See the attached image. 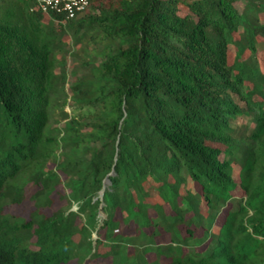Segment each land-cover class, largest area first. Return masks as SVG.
Segmentation results:
<instances>
[{
	"label": "trees",
	"instance_id": "1",
	"mask_svg": "<svg viewBox=\"0 0 264 264\" xmlns=\"http://www.w3.org/2000/svg\"><path fill=\"white\" fill-rule=\"evenodd\" d=\"M89 2L0 0V264H264V0ZM68 100L89 122L48 131Z\"/></svg>",
	"mask_w": 264,
	"mask_h": 264
},
{
	"label": "rangeland",
	"instance_id": "2",
	"mask_svg": "<svg viewBox=\"0 0 264 264\" xmlns=\"http://www.w3.org/2000/svg\"><path fill=\"white\" fill-rule=\"evenodd\" d=\"M243 6V2H239L237 4V8L240 9ZM184 9H181V14H183ZM81 18V17H80ZM75 21H72V24H76L79 19ZM68 27V22H65L62 24V28L64 32H60L61 34L63 33L62 37L60 38L62 45H61V50L60 52H57L56 55L54 56V59L57 61H64L62 64L65 67V73H66V81H65V86L64 89L61 93L66 94V98L70 96V88H72L76 82L78 81L77 77L81 75L80 70L77 69V64L76 62L80 58H86V57H92V51L94 48V44L88 40V36L83 38V39H77L75 38L72 33V30L67 29ZM53 30H57L56 26L52 27ZM90 35V33H89ZM75 38V39H74ZM89 43V44H88ZM232 53V50L230 49V54ZM232 56V55H231ZM80 57V58H79ZM264 58V50L259 49L258 50V59L259 61ZM97 62V61H96ZM60 69L56 68L55 72H59ZM75 71V72H74ZM76 73V74H75ZM69 102L65 104L64 107V112L67 113V117L62 116L61 112V107L54 106L52 109H50V121L48 125V131L54 133L55 131L61 130V127L64 122H69V120H76L81 122V124L84 126L89 122V115L87 113V109L85 107H78L77 105L73 104L71 100H68ZM85 128H82L81 130H84ZM53 163H49L47 167L51 168ZM25 177V176H24ZM28 178L25 177V179H22L24 182L23 185V193L25 194V202H27V199L29 196L32 194L33 191H36V187L33 184L25 186L27 184ZM189 185V184H188ZM190 189L191 186H189ZM66 192V191H65ZM62 193H58L53 197V204L50 209L44 210V213L47 212L49 214L53 210L57 209L61 205H65L64 199L60 197ZM21 207V208H20ZM12 211V214L15 216H19L21 218H25L29 216L30 213V208L28 206L22 207V206H12L9 207ZM8 208V209H9ZM105 218L104 215L101 213L99 214V222L102 221ZM220 222V221H219ZM218 224V223H217ZM93 238H96L95 235H93Z\"/></svg>",
	"mask_w": 264,
	"mask_h": 264
},
{
	"label": "built area",
	"instance_id": "3",
	"mask_svg": "<svg viewBox=\"0 0 264 264\" xmlns=\"http://www.w3.org/2000/svg\"><path fill=\"white\" fill-rule=\"evenodd\" d=\"M35 8L43 13L61 16L65 21L76 19L89 8V0H34Z\"/></svg>",
	"mask_w": 264,
	"mask_h": 264
},
{
	"label": "water",
	"instance_id": "4",
	"mask_svg": "<svg viewBox=\"0 0 264 264\" xmlns=\"http://www.w3.org/2000/svg\"><path fill=\"white\" fill-rule=\"evenodd\" d=\"M112 175H113V172H111L110 176H112ZM108 184H109V181L107 179L103 181V187H105ZM102 195H103V192H100L99 198H101Z\"/></svg>",
	"mask_w": 264,
	"mask_h": 264
}]
</instances>
